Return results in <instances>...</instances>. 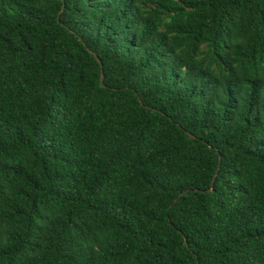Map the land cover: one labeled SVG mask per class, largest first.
<instances>
[{"label":"trees","instance_id":"16d2710c","mask_svg":"<svg viewBox=\"0 0 264 264\" xmlns=\"http://www.w3.org/2000/svg\"><path fill=\"white\" fill-rule=\"evenodd\" d=\"M0 264H264V0H0Z\"/></svg>","mask_w":264,"mask_h":264}]
</instances>
